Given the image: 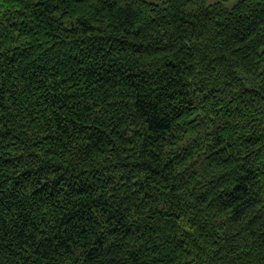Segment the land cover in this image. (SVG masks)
Returning a JSON list of instances; mask_svg holds the SVG:
<instances>
[{"label": "trees", "instance_id": "1", "mask_svg": "<svg viewBox=\"0 0 264 264\" xmlns=\"http://www.w3.org/2000/svg\"><path fill=\"white\" fill-rule=\"evenodd\" d=\"M160 1L0 0V264H264V0Z\"/></svg>", "mask_w": 264, "mask_h": 264}, {"label": "rangeland", "instance_id": "2", "mask_svg": "<svg viewBox=\"0 0 264 264\" xmlns=\"http://www.w3.org/2000/svg\"><path fill=\"white\" fill-rule=\"evenodd\" d=\"M148 1H150V2H154V3H161V1L160 0H148ZM209 1V3H214V2H216L217 0H208ZM234 3L235 2H231V3H228V6L229 7H232L233 5H234Z\"/></svg>", "mask_w": 264, "mask_h": 264}]
</instances>
